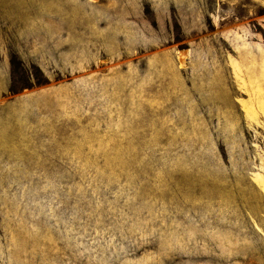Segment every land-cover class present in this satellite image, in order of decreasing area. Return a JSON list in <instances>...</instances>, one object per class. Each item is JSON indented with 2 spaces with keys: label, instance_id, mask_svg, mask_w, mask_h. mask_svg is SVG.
Wrapping results in <instances>:
<instances>
[{
  "label": "rangeland",
  "instance_id": "374dc122",
  "mask_svg": "<svg viewBox=\"0 0 264 264\" xmlns=\"http://www.w3.org/2000/svg\"><path fill=\"white\" fill-rule=\"evenodd\" d=\"M0 264H264V0H0Z\"/></svg>",
  "mask_w": 264,
  "mask_h": 264
}]
</instances>
